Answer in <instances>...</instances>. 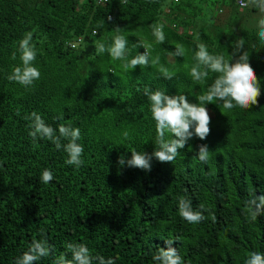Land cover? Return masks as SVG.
Wrapping results in <instances>:
<instances>
[{
  "label": "trees",
  "instance_id": "obj_1",
  "mask_svg": "<svg viewBox=\"0 0 264 264\" xmlns=\"http://www.w3.org/2000/svg\"><path fill=\"white\" fill-rule=\"evenodd\" d=\"M220 1L0 0V264H15L33 240L54 246V254L34 264H53L60 253L70 259L68 243H83L93 257L115 264H156L153 257L167 240L184 264H245L251 252L264 254V215L250 222L244 214L253 194L264 195L261 19L235 26L222 20ZM157 21L163 44L152 35ZM117 26L128 39L127 59L144 53L134 47L142 41L159 62L131 69L126 60L97 54V42L110 44ZM29 31L41 77L25 87L7 77L21 64L18 42ZM240 41L244 48L237 55L247 52L260 80L258 103L232 110L206 104L210 133L204 140L193 136L172 163L153 157L150 171L120 166L119 157L130 159V150L155 149L156 122L144 89L184 94L197 103L217 76L191 78L197 45L231 59ZM177 45L183 57L174 55ZM33 111L54 129L80 128L82 166L67 165V153L47 139L33 142L25 119ZM201 144L210 150L207 164L196 158ZM45 168L54 177L48 184L41 180ZM181 196L194 210L203 205L214 212L215 222L191 224L180 217Z\"/></svg>",
  "mask_w": 264,
  "mask_h": 264
},
{
  "label": "clouds",
  "instance_id": "obj_2",
  "mask_svg": "<svg viewBox=\"0 0 264 264\" xmlns=\"http://www.w3.org/2000/svg\"><path fill=\"white\" fill-rule=\"evenodd\" d=\"M98 2L102 3L103 0H98ZM239 3L242 7L240 9H245L251 5L264 12V0H247V2L246 0H239ZM108 20H112V17L109 16ZM260 25L261 30L258 32V37L264 43V20L260 21ZM150 27L157 42L163 44L166 38L163 24L157 21ZM115 31L118 34L113 37L110 44L97 42V54L107 53L115 60H126L124 67L131 69L136 66L149 67L159 62L158 56L155 59L150 57L148 47L142 41H139L138 45H134V47L142 46L145 49L144 53L136 54L130 60L127 59L128 39L119 34L121 27L117 26ZM32 41V31L24 34L23 38L19 40L18 51L21 64L14 66L12 73L7 77L9 81L17 82L25 87L33 85L34 81L41 77L40 70L34 66L37 49ZM243 48V42H238L230 54L231 59H227L223 54H211L203 44L197 45L198 50L195 52L197 62L190 70L193 81L203 82L210 72L217 74L207 90L196 97L197 103L190 102L184 94L168 95L165 90H153L146 87L144 95L150 102L152 119L156 122L155 149L151 154L135 149L130 150L131 158L126 159L121 156L118 159V164L120 166L126 164L128 167L150 171L153 157L161 163H172L179 154L178 149L184 148L193 136L204 140L209 135L210 115L205 107L206 104L216 101L222 105L223 109L227 110H232L236 106L248 109L252 105H256L258 97L261 95V84L249 63L247 52L237 55L241 53ZM174 55L183 57L185 55L183 46L177 45ZM12 59H16V53L12 54ZM165 78L171 79L172 77L166 75ZM25 119L31 121L29 136L34 143L38 138L47 139L55 145L57 150L63 149L67 153L68 158L65 161L67 165H74L77 168L83 165L84 148L78 143L81 139L79 127H74L71 124H60L58 130L54 129L46 124L42 116L36 111L31 112ZM127 135L124 133L125 138ZM209 153L208 146L201 144L198 146L196 158L207 164L210 158ZM53 179L51 170L45 168L41 176L42 182L48 184ZM200 208L202 211L194 210L188 200L182 196L178 198V214L187 222L198 224L205 219H211L215 222L214 212L205 209L203 205ZM204 211L208 212L207 217L203 214ZM244 214L250 222H255L259 216L264 215V195L256 196L253 194L246 202ZM172 243L173 240H167V248L159 249L158 254L153 257L156 264H184L183 257L180 256L177 248L172 247ZM67 249L71 253V258H67L65 253H60L55 257L53 264H93L94 261L97 264H115L112 258L105 260L103 256L93 257L89 248L83 243H68ZM50 254H54V246L50 245L47 240H33L28 250L17 257L15 264H34L40 258L48 257ZM245 264H264V254L256 251L251 252L245 260Z\"/></svg>",
  "mask_w": 264,
  "mask_h": 264
},
{
  "label": "rangeland",
  "instance_id": "obj_3",
  "mask_svg": "<svg viewBox=\"0 0 264 264\" xmlns=\"http://www.w3.org/2000/svg\"><path fill=\"white\" fill-rule=\"evenodd\" d=\"M229 1L230 0L220 1V9L223 10V14L221 15L222 20L231 21V24L238 27H242L243 24H247V19L250 20L252 17L257 18L256 15L259 16L261 20H264V12H262L259 8L254 14L249 10V8L236 11V8L232 6ZM261 20L257 21L256 25H259Z\"/></svg>",
  "mask_w": 264,
  "mask_h": 264
},
{
  "label": "built area",
  "instance_id": "obj_4",
  "mask_svg": "<svg viewBox=\"0 0 264 264\" xmlns=\"http://www.w3.org/2000/svg\"><path fill=\"white\" fill-rule=\"evenodd\" d=\"M176 1V0H175ZM236 4H237V6L239 7V8H242L241 6H240V3H239V0H236ZM244 8V7H243Z\"/></svg>",
  "mask_w": 264,
  "mask_h": 264
}]
</instances>
